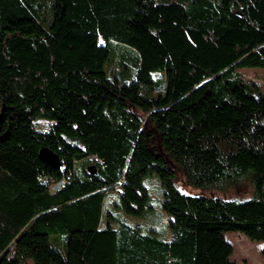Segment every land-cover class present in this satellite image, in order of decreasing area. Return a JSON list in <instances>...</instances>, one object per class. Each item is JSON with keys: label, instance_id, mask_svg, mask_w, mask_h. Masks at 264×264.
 <instances>
[{"label": "trees", "instance_id": "trees-1", "mask_svg": "<svg viewBox=\"0 0 264 264\" xmlns=\"http://www.w3.org/2000/svg\"><path fill=\"white\" fill-rule=\"evenodd\" d=\"M116 43L131 81L104 69ZM242 66H264V0H0V264H238L227 232L264 243V92ZM177 172L251 193L185 194ZM154 173L169 238L101 227L110 189L152 209Z\"/></svg>", "mask_w": 264, "mask_h": 264}, {"label": "rangeland", "instance_id": "rangeland-1", "mask_svg": "<svg viewBox=\"0 0 264 264\" xmlns=\"http://www.w3.org/2000/svg\"><path fill=\"white\" fill-rule=\"evenodd\" d=\"M44 2L47 3L49 0H44ZM44 13L45 17H48L49 11L47 9ZM116 46L122 50V63H118L116 60L117 56L111 52L110 59L105 62L104 69L109 77L115 75L119 77L121 81H131L134 78L136 69V53L132 48L122 43H116ZM111 70L115 74L110 73ZM237 70L246 80L252 81L264 92V66H242L237 68ZM156 74L161 78L165 76V72H158ZM141 91L146 95L156 94L153 91L150 93V88L145 86L141 88ZM144 185L149 191L152 209H147L143 215L139 216L123 213L119 206H117L120 194L119 187L110 189L106 192L103 200L101 227L106 225V218H109L108 213H112L114 218H109V221L113 226H117L120 221L131 225L135 224L141 227L142 233H148L150 229H155L157 231V237L168 239L170 236L169 219L171 215L164 210L160 201L162 193L160 179L157 174L154 173L144 179ZM174 185L185 194L207 197L215 196L220 198L246 199L251 193V186L248 180H244L239 184L236 183L225 190L212 188L203 189L186 184L182 178L181 172H177V180L174 179ZM225 237L233 246L232 258L238 264H264V255L261 253V247L264 245L263 242L251 240L239 231H229L225 234ZM62 251L65 253L64 249H62Z\"/></svg>", "mask_w": 264, "mask_h": 264}, {"label": "water", "instance_id": "water-1", "mask_svg": "<svg viewBox=\"0 0 264 264\" xmlns=\"http://www.w3.org/2000/svg\"><path fill=\"white\" fill-rule=\"evenodd\" d=\"M40 158L52 167H57L59 165L57 156L49 150L41 149Z\"/></svg>", "mask_w": 264, "mask_h": 264}, {"label": "built area", "instance_id": "built-area-1", "mask_svg": "<svg viewBox=\"0 0 264 264\" xmlns=\"http://www.w3.org/2000/svg\"><path fill=\"white\" fill-rule=\"evenodd\" d=\"M58 184H56L55 186H57Z\"/></svg>", "mask_w": 264, "mask_h": 264}]
</instances>
